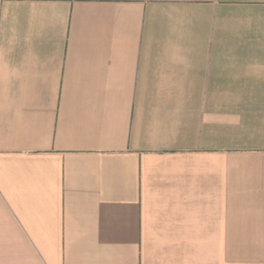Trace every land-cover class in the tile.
<instances>
[{
	"label": "crops",
	"instance_id": "obj_1",
	"mask_svg": "<svg viewBox=\"0 0 264 264\" xmlns=\"http://www.w3.org/2000/svg\"><path fill=\"white\" fill-rule=\"evenodd\" d=\"M0 264H264V0H0Z\"/></svg>",
	"mask_w": 264,
	"mask_h": 264
}]
</instances>
